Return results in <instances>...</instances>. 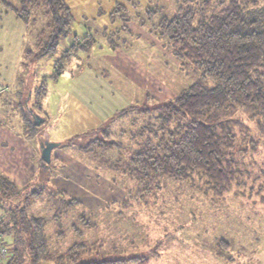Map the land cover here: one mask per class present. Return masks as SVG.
<instances>
[{
    "label": "rangeland",
    "instance_id": "obj_1",
    "mask_svg": "<svg viewBox=\"0 0 264 264\" xmlns=\"http://www.w3.org/2000/svg\"><path fill=\"white\" fill-rule=\"evenodd\" d=\"M67 1L75 16L72 33L57 53L40 60L25 59L34 39L0 4V120L14 130L25 129L20 105L32 121L36 116L44 120L28 139L0 133V168L21 186L30 184L27 190L42 189L31 198L32 213L50 216L62 201L75 199L62 220L48 226L54 258L44 264H55L72 248L79 264L99 258L123 264H264V135L246 117L239 119L250 130L237 131L257 140L258 147H242L248 149L244 186L220 195L199 186V180L165 177L148 203L131 198L138 194L137 185L124 172L139 149L131 133L194 81V71L182 66L156 33L162 18L173 17L183 0ZM154 9L159 11L153 14ZM46 22V17L37 19L34 31ZM75 35L95 38V47L63 63L59 80L49 79ZM43 79L48 95L37 115L29 97ZM101 79L116 95L109 96ZM127 106L135 110L122 120L118 111ZM81 133L86 134L75 137ZM47 140L60 145L46 165L41 144Z\"/></svg>",
    "mask_w": 264,
    "mask_h": 264
},
{
    "label": "trees",
    "instance_id": "obj_2",
    "mask_svg": "<svg viewBox=\"0 0 264 264\" xmlns=\"http://www.w3.org/2000/svg\"><path fill=\"white\" fill-rule=\"evenodd\" d=\"M0 4L6 13L12 12L24 23L34 39V48L25 51L26 60L57 53L61 42L72 33L75 16L67 0H0ZM43 17L47 18L45 28L35 32L34 22ZM156 27L160 38L171 45L176 59L182 66L190 67L195 77L183 90L166 99L152 120L131 133L132 138L139 140V149L124 172L137 185L138 194L131 198L148 203L147 197L163 187L165 177L199 180V186L204 185L215 194L233 192L246 184L243 158L248 149H242L243 145L252 150L258 147L257 140L237 131L238 127L250 130L239 117L253 121L258 133L264 135V0H183L175 15L163 17ZM87 38L75 35L49 79L59 80L64 73L63 63L75 55L81 57L80 52L92 51L97 40ZM47 95L48 84L43 79L31 92L35 105L30 110L39 115ZM20 107L26 135L33 137L44 120L37 124L25 106ZM133 110L135 106L119 110L120 118L126 119ZM29 186H21L0 169V236L13 245L5 264L51 262L54 254L48 226L60 222L75 201H62L50 216L35 214L30 211L31 198L40 195L42 189L27 190ZM23 189L27 190L24 197ZM123 204L131 206V201ZM73 249L59 255L55 264H79L75 253H71ZM123 263L124 260L99 258L80 264Z\"/></svg>",
    "mask_w": 264,
    "mask_h": 264
},
{
    "label": "crops",
    "instance_id": "obj_3",
    "mask_svg": "<svg viewBox=\"0 0 264 264\" xmlns=\"http://www.w3.org/2000/svg\"><path fill=\"white\" fill-rule=\"evenodd\" d=\"M85 73V72H84ZM1 75V74H0ZM1 77H2V75H1ZM3 78V77H2ZM100 79V78H99ZM101 82L103 83V84H105V85H108V87H109V84H107L106 83V81L105 80H102L101 79ZM108 91H109V96L111 95V94H115V89H113V90H111V88L109 87V89H108ZM116 95V94H115ZM30 98V97H29ZM129 106H127V107H125V108H128ZM45 108V107H44ZM46 110V109H45ZM117 111V110H116ZM116 111H114V112H116ZM113 112V113H114ZM21 113V112H20ZM46 113L48 114V115H50L48 112H47V110H46ZM113 113H111V114H113ZM20 116H21V122H20V124H22L23 123V119H22V115L20 114ZM51 117V116H50ZM110 117H111V115H110ZM110 117L108 118V120L110 119ZM1 121V120H0ZM108 122V121H107ZM106 122V123H107ZM3 123V126L2 127H0V133H2L3 131H8L9 133H14L16 136L17 135H19V136H21V137H23V138H26V139H28L29 137L27 136V135H24V133L26 132L25 131V129H22V125H21V130H19V131H17V130H14V127L13 126H8V125H5V123L6 122H2ZM24 124V123H23ZM98 128V127H97ZM96 129V128H95ZM26 136V137H25ZM4 143V142H3ZM29 147V146H28ZM53 152V151H52ZM1 169V168H0ZM2 170V169H1ZM3 171V170H2ZM4 173H6L5 171H3ZM7 174V173H6ZM8 175V174H7ZM8 176H10V177H14V176H12V175H8ZM24 178V177H23ZM15 181H16V179L15 178H13ZM23 180V182H24V179H22Z\"/></svg>",
    "mask_w": 264,
    "mask_h": 264
},
{
    "label": "built area",
    "instance_id": "obj_4",
    "mask_svg": "<svg viewBox=\"0 0 264 264\" xmlns=\"http://www.w3.org/2000/svg\"><path fill=\"white\" fill-rule=\"evenodd\" d=\"M12 251V243H10L6 237L0 236V264H5V262L11 257Z\"/></svg>",
    "mask_w": 264,
    "mask_h": 264
},
{
    "label": "water",
    "instance_id": "obj_5",
    "mask_svg": "<svg viewBox=\"0 0 264 264\" xmlns=\"http://www.w3.org/2000/svg\"><path fill=\"white\" fill-rule=\"evenodd\" d=\"M35 118L37 124L42 123L43 119H40L39 116H36ZM41 145H42V159L47 163H50L52 151L55 147L59 146L60 143H55L47 140L45 143H42Z\"/></svg>",
    "mask_w": 264,
    "mask_h": 264
}]
</instances>
